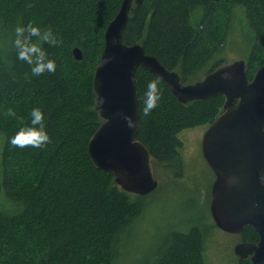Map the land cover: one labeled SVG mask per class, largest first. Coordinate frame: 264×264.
<instances>
[{"label": "trees", "instance_id": "obj_1", "mask_svg": "<svg viewBox=\"0 0 264 264\" xmlns=\"http://www.w3.org/2000/svg\"><path fill=\"white\" fill-rule=\"evenodd\" d=\"M121 2L0 0V264H116L121 240L141 213L139 197L123 191L87 154L101 123L93 74L105 29ZM233 18L248 28L251 81L264 62V0H144L131 10L123 42L140 44L183 84L190 83L222 66L219 56ZM29 23L56 34L55 45L43 44L56 61L54 73L33 75L17 59L15 27ZM75 47L82 53L79 61ZM152 79L146 70H136L137 140L154 162H176L182 147L178 134L211 124L225 99L180 104L160 81L161 100L146 117L143 94ZM33 107L44 111L51 142L42 148L10 145L9 138L30 123ZM8 108L16 115H5ZM240 235L243 242L258 241L248 226ZM204 242L198 227L173 230L149 264H206Z\"/></svg>", "mask_w": 264, "mask_h": 264}, {"label": "water", "instance_id": "obj_2", "mask_svg": "<svg viewBox=\"0 0 264 264\" xmlns=\"http://www.w3.org/2000/svg\"><path fill=\"white\" fill-rule=\"evenodd\" d=\"M144 0H122L104 32V46L94 71L92 87L101 123L90 137L87 154L94 167L112 173L123 191L146 196L158 186L151 173L150 154L137 140L138 96L135 73L146 70L161 77L180 103L223 96V111L209 124L201 141L204 161L214 173L210 214L215 226L240 234L245 226L258 236L255 243H240L233 252L251 264H264V62L248 80L246 62L223 65L194 84H183L138 44L123 42V32L134 6ZM76 60L81 50H72ZM100 98L104 103L100 104ZM121 113L136 127L129 129ZM1 196V180H0Z\"/></svg>", "mask_w": 264, "mask_h": 264}, {"label": "rangeland", "instance_id": "obj_3", "mask_svg": "<svg viewBox=\"0 0 264 264\" xmlns=\"http://www.w3.org/2000/svg\"><path fill=\"white\" fill-rule=\"evenodd\" d=\"M234 20L219 56L223 59L222 66L235 61H248L251 49L248 28L243 23L236 24ZM204 77L202 75L200 79L185 84H194ZM208 126H197L178 134L182 143L178 151L179 162L151 160V173L158 186L149 195L138 196L142 210L121 240L116 264H149L171 231L187 230L192 226L198 227L205 235L206 264L250 262L249 258L240 259L233 252L236 245L246 243L242 236L219 230L210 214L215 176L201 153L202 137ZM1 145L0 137V148Z\"/></svg>", "mask_w": 264, "mask_h": 264}, {"label": "clouds", "instance_id": "obj_4", "mask_svg": "<svg viewBox=\"0 0 264 264\" xmlns=\"http://www.w3.org/2000/svg\"><path fill=\"white\" fill-rule=\"evenodd\" d=\"M33 37L36 40H33ZM18 60L25 61L31 67V73L39 76L45 72L54 73L56 71V61L49 58L43 44L49 46L57 43V36L51 28L41 30L39 26L31 23L17 24L15 27V38L12 41ZM161 77L157 76L150 80L146 85L143 94V114L149 116L154 109L158 107L161 100V91L159 88ZM104 103L100 98V104ZM5 115L15 116L12 108H8ZM30 123L22 125L19 130L9 138L12 146L23 149L25 147L42 148L51 142L45 125V113L40 107H33L30 111ZM129 129L136 127V121L127 114L121 113ZM23 120V118H21Z\"/></svg>", "mask_w": 264, "mask_h": 264}, {"label": "bare ground", "instance_id": "obj_5", "mask_svg": "<svg viewBox=\"0 0 264 264\" xmlns=\"http://www.w3.org/2000/svg\"><path fill=\"white\" fill-rule=\"evenodd\" d=\"M13 215V214H12ZM117 263V262H116Z\"/></svg>", "mask_w": 264, "mask_h": 264}]
</instances>
